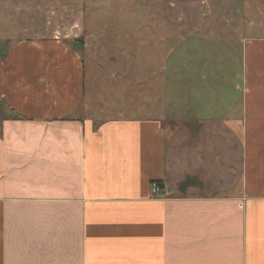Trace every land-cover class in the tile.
<instances>
[{"label":"crops","instance_id":"1","mask_svg":"<svg viewBox=\"0 0 264 264\" xmlns=\"http://www.w3.org/2000/svg\"><path fill=\"white\" fill-rule=\"evenodd\" d=\"M240 70L216 113L96 120L69 46L0 44V264H264V37Z\"/></svg>","mask_w":264,"mask_h":264},{"label":"rangeland","instance_id":"2","mask_svg":"<svg viewBox=\"0 0 264 264\" xmlns=\"http://www.w3.org/2000/svg\"><path fill=\"white\" fill-rule=\"evenodd\" d=\"M251 37H264V0H0V44L69 46L96 120L216 113L238 95Z\"/></svg>","mask_w":264,"mask_h":264},{"label":"built area","instance_id":"3","mask_svg":"<svg viewBox=\"0 0 264 264\" xmlns=\"http://www.w3.org/2000/svg\"><path fill=\"white\" fill-rule=\"evenodd\" d=\"M159 190H160V188H159L158 184L152 185V188H151L152 193H158Z\"/></svg>","mask_w":264,"mask_h":264}]
</instances>
